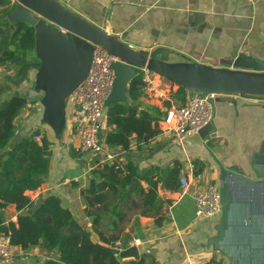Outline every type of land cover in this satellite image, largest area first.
Listing matches in <instances>:
<instances>
[{"label":"crops","instance_id":"obj_1","mask_svg":"<svg viewBox=\"0 0 264 264\" xmlns=\"http://www.w3.org/2000/svg\"><path fill=\"white\" fill-rule=\"evenodd\" d=\"M57 1L134 49L151 51L162 47L168 50L169 61L250 70L252 58L264 59V0ZM12 3L9 0V5ZM2 8L0 6V11ZM7 17L9 26L17 24ZM33 53L32 59L38 61ZM37 68L29 70L26 78L15 84L12 78L18 66L8 62L0 64V85L7 88L2 98L16 92L32 101L13 121L15 133L11 144L33 132L39 136L44 133L51 142L44 181L37 189L27 190L24 194L33 202L41 195L57 196L60 205L71 213L75 221L90 229V218L84 213L85 204L80 192L88 186L90 179L96 178L92 170L110 162L94 167L93 156L79 151V139L70 126L73 112L71 97L65 104L64 127L60 136H55L43 122L42 92L34 86ZM162 82L161 77L156 78V83ZM177 88L172 86L171 95ZM187 92L185 101L192 94L189 90ZM137 102L138 112L151 107L167 112L176 105L171 97L156 100L141 95ZM166 102H169L168 108L164 106ZM167 125L161 119L156 124L151 123L158 133L145 142L136 141V135L132 133L126 151L118 146L108 147L116 154L114 160L131 158L139 170L150 165L172 167L174 161H178V177L188 179V188L180 194L179 187L168 190L158 185L159 211L154 216H140L135 210H129L119 227L111 230L107 217L103 215L101 227L104 231L107 229L108 234L118 235L117 241L122 249L136 240L137 249L143 250L137 259L144 257L147 264H212L211 260L225 264L219 251L213 246L205 247L206 239L218 232V217L196 219L193 213L194 194L207 183H217V167L203 147L194 143L183 144L186 138L181 143L167 138L162 131ZM212 125L216 136L206 143L224 166L248 174L252 171V162L256 165L264 159V97L218 95L214 102ZM110 129L104 118L100 133L104 143ZM194 160L203 163L200 172H194L198 169V164H193ZM141 184L146 187L145 183ZM24 212L9 204L0 210V219L3 224H16L17 216ZM92 239L98 241L94 234ZM11 251L13 264H38L59 257L56 249L46 250L39 245L25 249L11 246Z\"/></svg>","mask_w":264,"mask_h":264},{"label":"trees","instance_id":"obj_2","mask_svg":"<svg viewBox=\"0 0 264 264\" xmlns=\"http://www.w3.org/2000/svg\"><path fill=\"white\" fill-rule=\"evenodd\" d=\"M0 6L3 7L0 11V64L8 62L18 66L12 78L17 84L26 78L29 70L39 66V62L31 57L34 30L23 23L9 26L6 16L11 13L12 5H9V0H0ZM141 84L140 74L129 82L127 94L131 98L130 103L104 107L105 124L111 128L105 136L107 146H118L126 151L132 133L136 135V141L144 142L158 133L151 123L156 124L166 116V112L156 107L137 111ZM6 90L0 85V210L13 204L16 210L25 212L17 216L16 224H3L0 219V233L8 236L11 246L25 249L39 245L46 250H57V260L38 264H147L144 257L121 259L115 254L113 247L118 235L108 234L107 229L104 231L101 219L105 215L108 227L116 230L129 210H135L140 216H154L159 211L158 185L168 190L178 188L179 162L174 161L172 167L150 165L139 170L131 158L126 161L125 158L123 161L117 158L93 169L96 178L90 179L88 186L80 192L85 204L84 213L90 218V229L77 223L60 205L59 198L52 194L39 196L40 206L30 213L33 200L24 192L37 189L44 181L51 142L44 133L37 142L34 139L37 132H33L11 144L15 133L13 121L32 101L16 92L2 98ZM187 94L185 88L178 86L171 98L184 104ZM164 106L168 108L169 102ZM7 147L9 151L6 152ZM193 164H198L194 172L203 169V163L194 160ZM92 234L98 241L92 239Z\"/></svg>","mask_w":264,"mask_h":264},{"label":"water","instance_id":"obj_3","mask_svg":"<svg viewBox=\"0 0 264 264\" xmlns=\"http://www.w3.org/2000/svg\"><path fill=\"white\" fill-rule=\"evenodd\" d=\"M8 20L23 23L34 30L35 54L39 66L34 75L35 89L42 92V120L55 136L64 127L65 104L84 80L94 45L116 57L110 64L114 78L104 106L130 103L127 85L142 69L156 73L163 83L176 85L204 95L264 97V59L252 58L251 69L215 67L198 62L169 61L168 50H137L119 41L88 22L57 0H12ZM211 119L183 144L203 147L218 170V193L222 216L217 234L206 239L205 247L213 246L227 264H264V159L251 164L248 174L226 167L207 146L215 137ZM133 181H136L134 179ZM40 199L30 206L33 213ZM121 259H137L143 253L135 245L113 249Z\"/></svg>","mask_w":264,"mask_h":264},{"label":"built area","instance_id":"obj_4","mask_svg":"<svg viewBox=\"0 0 264 264\" xmlns=\"http://www.w3.org/2000/svg\"><path fill=\"white\" fill-rule=\"evenodd\" d=\"M116 57L101 46L94 45L89 68L84 80L71 95L73 112L70 116V126L73 134L79 139V151L89 153L93 158L94 167L114 160L116 154L102 141L100 133L104 122V100L106 99L114 78L110 64ZM141 95L151 99L162 100L171 97L172 86L156 83L160 77L147 69L141 70ZM218 96L215 92L200 95L192 93L184 104L171 107L161 120L168 125L162 130L167 138L181 143L186 137L195 134L211 119L210 101ZM40 142V136L34 135ZM97 158V160H96ZM189 182L185 176L178 177L180 194L188 188ZM193 213L196 219L218 217L222 212L219 202L217 184L207 183L193 196ZM136 240L127 246L137 245ZM113 249L121 250L120 243H114ZM124 249V248H123ZM0 264H13V253L7 235L0 233Z\"/></svg>","mask_w":264,"mask_h":264},{"label":"rangeland","instance_id":"obj_5","mask_svg":"<svg viewBox=\"0 0 264 264\" xmlns=\"http://www.w3.org/2000/svg\"><path fill=\"white\" fill-rule=\"evenodd\" d=\"M34 53L33 52H31V53H33V54H35V47H34ZM36 55V54H35ZM179 104L176 102V105L175 106H178ZM215 184H217V183H215ZM221 216H222V212L219 214V216H218V219H220L221 218ZM222 255V254H221Z\"/></svg>","mask_w":264,"mask_h":264}]
</instances>
